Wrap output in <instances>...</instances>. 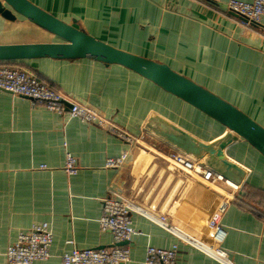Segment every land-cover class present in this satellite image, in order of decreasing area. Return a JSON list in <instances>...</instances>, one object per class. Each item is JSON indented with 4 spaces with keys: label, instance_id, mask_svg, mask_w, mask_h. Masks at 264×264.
I'll use <instances>...</instances> for the list:
<instances>
[{
    "label": "crops",
    "instance_id": "crops-1",
    "mask_svg": "<svg viewBox=\"0 0 264 264\" xmlns=\"http://www.w3.org/2000/svg\"><path fill=\"white\" fill-rule=\"evenodd\" d=\"M30 1L112 46L167 64L264 127V14L247 23L229 9V0ZM55 42L61 39L24 16L11 20L0 13V44ZM0 62L33 72L136 138L128 142L110 125L60 114L0 89V264H9L6 252L19 234L42 222L53 233L51 256L32 264H64L62 255L74 246H113V235L101 229L100 218L104 199L114 192L166 216L174 230L132 212L139 233L129 244L130 260L122 264H148V247L175 245L176 264H223L177 233L215 244L209 221L225 200L224 236L216 244L231 264H264V156L247 141L228 149L250 170L245 184L208 182L173 166L168 156L173 149L149 135L144 123L156 112L207 142L226 127L151 80L87 57ZM180 107L210 119L211 133L185 124ZM124 152L121 167L106 166L108 158ZM68 153L76 158L71 173Z\"/></svg>",
    "mask_w": 264,
    "mask_h": 264
},
{
    "label": "water",
    "instance_id": "water-1",
    "mask_svg": "<svg viewBox=\"0 0 264 264\" xmlns=\"http://www.w3.org/2000/svg\"><path fill=\"white\" fill-rule=\"evenodd\" d=\"M0 13L11 20L17 15L24 16L61 39V42L55 43L0 44V61L87 57L106 64H120L135 71L226 127L224 133L207 142L159 113L152 112L143 129L156 140L200 162L237 187L245 184L250 170L232 158L228 149L245 140L264 156L262 125L167 64L112 46L57 18L30 0H0Z\"/></svg>",
    "mask_w": 264,
    "mask_h": 264
},
{
    "label": "built area",
    "instance_id": "built-area-1",
    "mask_svg": "<svg viewBox=\"0 0 264 264\" xmlns=\"http://www.w3.org/2000/svg\"><path fill=\"white\" fill-rule=\"evenodd\" d=\"M228 7L242 16L247 23L260 21L264 14V0H229ZM0 89L31 98L36 104L44 105L60 114L69 112L72 116L79 117L87 122L101 126L110 125L111 129L116 131L126 141L132 142L136 140L131 134L112 126L97 111L71 100L36 74L22 67L14 66L7 62H0ZM68 103L70 106H68ZM168 156L173 166L191 175L200 176L208 182L225 181L231 185L230 181L225 180L221 175L213 173L200 162L178 151L172 150ZM126 158L127 153L125 152L120 156L110 157L106 160V166L119 168L123 165ZM76 168V158L71 153H68L66 170L71 173ZM227 206L228 200L222 201L213 212L209 221V227L214 231L216 243L221 242L224 236L220 220ZM132 212L143 213L164 228L174 231L166 216H156L149 213L123 195L114 192L104 199L103 213L100 218L101 229L112 233L114 245L104 248H78L74 246L70 251L62 255L64 264H122L128 262L131 257L129 244L139 233L133 225ZM177 236L180 240L205 250L223 264H231L227 252L216 243L209 246L195 238L186 237L180 233H177ZM123 242H126V244L121 245ZM52 243L53 233L49 224L47 222L36 224L30 230L21 232L16 242L8 247L6 252L8 263L32 264L36 260H46L51 256ZM177 254V245L171 248L150 246L147 249L146 261L148 264H176Z\"/></svg>",
    "mask_w": 264,
    "mask_h": 264
},
{
    "label": "rangeland",
    "instance_id": "rangeland-1",
    "mask_svg": "<svg viewBox=\"0 0 264 264\" xmlns=\"http://www.w3.org/2000/svg\"><path fill=\"white\" fill-rule=\"evenodd\" d=\"M180 111L186 114L187 120L185 124L194 129L198 128L203 135H209L215 126L214 123L206 117L207 115H202L203 117H201V115L193 113L190 109L184 111L182 107H180Z\"/></svg>",
    "mask_w": 264,
    "mask_h": 264
},
{
    "label": "bare ground",
    "instance_id": "bare-ground-1",
    "mask_svg": "<svg viewBox=\"0 0 264 264\" xmlns=\"http://www.w3.org/2000/svg\"><path fill=\"white\" fill-rule=\"evenodd\" d=\"M229 183H230L231 185H232V184H234V183H232V182H229ZM232 186H234V187H237L235 184H234V185H232Z\"/></svg>",
    "mask_w": 264,
    "mask_h": 264
}]
</instances>
